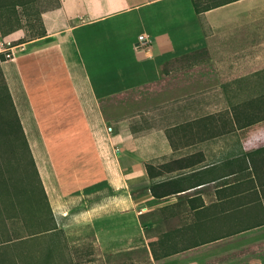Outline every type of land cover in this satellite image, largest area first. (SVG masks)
Listing matches in <instances>:
<instances>
[{"label":"crops","instance_id":"obj_1","mask_svg":"<svg viewBox=\"0 0 264 264\" xmlns=\"http://www.w3.org/2000/svg\"><path fill=\"white\" fill-rule=\"evenodd\" d=\"M41 18L46 35L0 55V74L62 233L0 242V264L37 248L40 264H128L112 247L135 236L134 264H264V0L199 15L191 0H57ZM149 211L167 226L151 240ZM77 224L88 236L67 240Z\"/></svg>","mask_w":264,"mask_h":264},{"label":"trees","instance_id":"obj_2","mask_svg":"<svg viewBox=\"0 0 264 264\" xmlns=\"http://www.w3.org/2000/svg\"><path fill=\"white\" fill-rule=\"evenodd\" d=\"M236 0H191L197 15L210 9L231 3ZM34 0H0V34L6 36L19 29L25 30V41L43 37L47 31L41 18V11H32ZM25 19V23H23ZM0 85V154L5 150L1 147L10 145L15 151L22 152V163L26 168L28 179L24 184L13 183L8 166L0 159V242L22 239H39L42 236L59 240L62 230L58 229L53 217L52 208L40 177L38 168L31 153L25 132L17 114L15 105L1 75ZM148 176H153V166L146 164ZM161 195L170 191L166 187ZM150 190L156 195L154 186ZM173 191V190H171ZM25 196V197H24ZM18 224L24 232L10 229L8 223ZM34 222L35 227L31 223ZM18 228V227H17ZM19 229V228H18ZM152 254L158 258L152 242L149 241ZM162 250V251H161ZM160 256L169 254L167 248H161ZM47 249L45 257L50 255ZM38 248L32 254L31 264H40Z\"/></svg>","mask_w":264,"mask_h":264},{"label":"rangeland","instance_id":"obj_3","mask_svg":"<svg viewBox=\"0 0 264 264\" xmlns=\"http://www.w3.org/2000/svg\"><path fill=\"white\" fill-rule=\"evenodd\" d=\"M57 4V0H34V3L30 6L32 11H37L40 12L44 9L47 8H51L54 7ZM23 23H25V19H23ZM23 31L24 34V38H25V30L26 29H21ZM1 55V54H0ZM1 74H0V85H1ZM81 136V135H80ZM68 141H71V139H75L77 137V134L74 133H70L68 136ZM83 137V136H81ZM5 151L3 153L0 154V159L3 162V164L5 163L8 168L10 169L11 172V178L13 180V183H15L16 185H19L21 182L24 184V182L26 183L25 180L28 179V176L26 174V168L24 166V164L22 163V160H20V158H22V152L21 151H15L13 150V148H11L10 145H4L1 146ZM67 148L70 149V144L67 145ZM40 154V152H37V154ZM68 157V156H67ZM39 161V160H38ZM75 163V167H76V162L77 160H73L70 163L74 164ZM44 167H45V163L40 162ZM56 166L57 168H61V167H70L71 169V165L68 166L67 164H64V162L61 160H56ZM49 173H53L54 169L52 167H49ZM68 174H70V172L68 171ZM51 184V183H50ZM71 186H75L74 184ZM77 186V185H76ZM74 187L75 189L77 187ZM126 188V186H125ZM124 188V189H125ZM129 192H131L130 197H133L134 199H136L139 195L140 192L138 191V189H132L129 190L128 188H126ZM74 189L72 188H68L66 190H59L57 188V186L55 185V188H53V191H56V193L58 194L59 197H68L71 196L73 194H75V192L73 191ZM120 190H113L112 193H118ZM78 192V191H77ZM80 195L82 196V192H79ZM143 193V192H142ZM25 197V196H24ZM83 198V204L88 203V196H82ZM137 201V199H136ZM149 203V202H148ZM150 205V203H149ZM54 217V216H53ZM55 220V219H54ZM56 222V221H55ZM8 226L10 227V229H16L19 230L20 232H24V227L21 226L20 223H18L17 225L15 224H11L10 222H7ZM141 223L143 224L142 226L144 227V233L146 234L148 239H153L157 233L162 232V230L167 229L165 222L161 221L160 216H155L153 215L150 211L148 213H146L145 215L141 216ZM156 223L155 227H152V224ZM33 227H35L34 222L31 223ZM114 226V225H113ZM19 229H18V228ZM125 231H127L128 235L130 234H134L135 233V227L134 226H129L127 228H113L112 229V235L113 238L115 237H119V233H125ZM65 235H66V239L69 241H77V240H83L88 236V227L87 226H80L79 224L77 225H73L69 228L66 229L65 231ZM140 244V239L138 236H135L133 239L129 240L127 242V245H115L112 247V253L111 255L113 256V259L117 258L120 254L122 255V257H126L127 260L129 261L128 264H134V260L136 259L137 255L139 254V249H138V245ZM120 248H125V251H120Z\"/></svg>","mask_w":264,"mask_h":264},{"label":"built area","instance_id":"obj_4","mask_svg":"<svg viewBox=\"0 0 264 264\" xmlns=\"http://www.w3.org/2000/svg\"><path fill=\"white\" fill-rule=\"evenodd\" d=\"M139 47L144 52H149L152 46V40L149 35L140 34L138 36ZM27 49V42L24 40V36L8 39L0 38V54L7 60H13L16 56Z\"/></svg>","mask_w":264,"mask_h":264}]
</instances>
